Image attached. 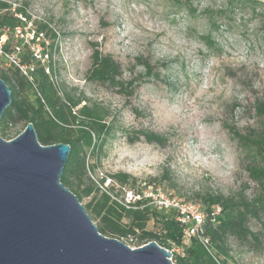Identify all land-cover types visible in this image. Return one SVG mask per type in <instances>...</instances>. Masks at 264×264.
Instances as JSON below:
<instances>
[{"label":"rangeland","instance_id":"obj_1","mask_svg":"<svg viewBox=\"0 0 264 264\" xmlns=\"http://www.w3.org/2000/svg\"><path fill=\"white\" fill-rule=\"evenodd\" d=\"M2 1L26 9L28 31L35 21L47 25L42 36L55 44L42 62L60 92L82 98L78 108L108 111L112 134L96 172L88 173L103 190L143 197L148 187H161L201 209L207 194L258 195L234 132L264 126V0H193L194 17L174 0ZM96 50L118 63L121 85L90 78ZM23 130L18 123L5 139ZM119 173L129 176L126 184L101 185ZM250 227L262 233V221L252 219ZM230 248L228 264H264L263 247L231 239Z\"/></svg>","mask_w":264,"mask_h":264},{"label":"trees","instance_id":"obj_2","mask_svg":"<svg viewBox=\"0 0 264 264\" xmlns=\"http://www.w3.org/2000/svg\"><path fill=\"white\" fill-rule=\"evenodd\" d=\"M174 2L190 16L196 15L193 0ZM30 21L24 7H13L11 3L0 0V44L5 54L14 56L16 61L11 60L8 67H0V78L12 89V104L0 121L3 138L8 136L10 127L22 122L25 129L32 122L43 145L70 144L71 153L61 181L81 202L89 198L84 207L99 231L106 236L120 240L131 237L136 240V246L151 241L167 249L183 246V254L173 253V261L178 264H228L231 239L246 242L253 250L264 249V126L250 127L244 133L234 132L242 148V160L248 163L249 175L259 185L258 195L250 199L221 193L202 196L204 235L210 239V246L207 248L197 238L183 245V225L175 209L159 210L147 204L146 198L131 202L127 207L122 203L123 195L118 197L106 188L103 190L98 180L89 176V172H96L112 134L113 125L106 120L109 113L98 106L78 108L82 98L75 99L68 92L64 95L60 92L46 71L45 63L35 57L24 38L16 36L17 28H24L25 32L30 30H27ZM35 24L37 36L47 31L45 23L35 21ZM4 35L7 39L1 41ZM52 37L56 38V35ZM54 44L41 40L43 55L48 56ZM4 60H7L6 55L0 56V62ZM48 64L54 73L52 58ZM118 72L119 65L111 56L103 55L99 50L94 52L89 75L92 80L121 85L115 81ZM258 113L264 116V104L259 105ZM144 134L150 141L160 140L158 134ZM107 178L117 184L129 181L127 174H109L101 178V185ZM252 219L262 221V233L252 231Z\"/></svg>","mask_w":264,"mask_h":264},{"label":"water","instance_id":"obj_3","mask_svg":"<svg viewBox=\"0 0 264 264\" xmlns=\"http://www.w3.org/2000/svg\"><path fill=\"white\" fill-rule=\"evenodd\" d=\"M12 89L0 78V121ZM67 143L43 145L32 122L0 133V264H178L156 241L131 247L102 234L62 181Z\"/></svg>","mask_w":264,"mask_h":264},{"label":"built area","instance_id":"obj_4","mask_svg":"<svg viewBox=\"0 0 264 264\" xmlns=\"http://www.w3.org/2000/svg\"><path fill=\"white\" fill-rule=\"evenodd\" d=\"M36 34L37 33H35L34 30H32V32L30 31L25 32L24 29L22 30V28H17L16 30V36L20 38H24L25 43L28 44L31 47L32 51L34 52L35 57L37 59H41L42 61H44L46 55H43L41 51L42 47L40 45L41 40L44 39L42 36L43 33H40L38 36ZM16 49L19 50L20 47L17 46ZM2 55H7V54H5L0 44V56ZM11 60L16 62L14 56L11 57ZM22 69L26 73L25 67H22ZM111 180L112 179H110V182ZM123 196H124V200L122 201V203L127 207H130L131 202L140 200L142 198H146L148 199L147 204L154 206L159 210L175 209L178 212V220L183 225V232H182L183 245H188L193 238H197L202 242L204 246L209 248L210 239L204 235L205 213L201 209L200 205H198L197 203L183 201V199L175 197L172 193H167V191H164L161 187H155V188L148 187V189L144 191L143 197L141 194H137L134 193L133 191H127V190H125ZM129 239L133 240V238L131 237ZM145 244L147 243H143L142 245L136 247H140ZM168 250L172 252V259L174 252H176L177 254H183V246H176Z\"/></svg>","mask_w":264,"mask_h":264}]
</instances>
